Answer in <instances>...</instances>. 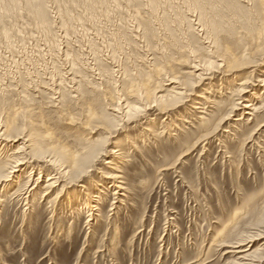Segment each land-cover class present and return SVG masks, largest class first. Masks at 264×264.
<instances>
[{
	"label": "rangeland",
	"instance_id": "obj_1",
	"mask_svg": "<svg viewBox=\"0 0 264 264\" xmlns=\"http://www.w3.org/2000/svg\"><path fill=\"white\" fill-rule=\"evenodd\" d=\"M42 2L47 26L28 0H0V264H264V5ZM87 152L69 183L67 159ZM84 187L103 198L92 216L68 205Z\"/></svg>",
	"mask_w": 264,
	"mask_h": 264
},
{
	"label": "bare ground",
	"instance_id": "obj_2",
	"mask_svg": "<svg viewBox=\"0 0 264 264\" xmlns=\"http://www.w3.org/2000/svg\"><path fill=\"white\" fill-rule=\"evenodd\" d=\"M43 0H28V4H29V7L32 9V11L34 12V14H35V16H37L38 17V19L45 25V26H47V25H49V22H50V18H49V16L47 15V12H46V8H45V5L43 4V2H42ZM209 1H213V0H209ZM227 1V0H226ZM251 1H254V4H255V7L258 9V8H261L263 5H264V0H251ZM227 6V5H226ZM254 7V6H253ZM194 9H195V11H197L199 14L198 15H196V16H198V25L199 26H201V27H203V29H205V28H209V25H207V21H206V19L208 20V18H207V16H208V11H207V9H206V7L204 6H202L200 3H196L195 4V7H194ZM260 10V9H259ZM196 12V13H197ZM203 20H205V21H203ZM263 21H264V19H263ZM263 21L261 22V26H259L258 28H257V36H256V39H259V40H263L264 41V23H263ZM39 23V22H38ZM262 23H263V25H262ZM42 24V25H43ZM209 24V23H208ZM210 25H211V23H210ZM217 29H218V27H217ZM202 30V29H201ZM211 29H209V31H207L209 34H208V36L210 35V34H212L211 32L212 31H210ZM206 31V30H205ZM256 31V30H255ZM254 32V31H253ZM205 33V32H204ZM206 36H207V34H206ZM254 37H255V35H254ZM204 39H209V38H204ZM211 39V38H210ZM214 40V39H213ZM207 41H209V40H207ZM212 42V41H211ZM211 42H209V43H211ZM217 43V42H216ZM213 44V43H212ZM217 45V44H216ZM210 47H213V45L212 46H210ZM207 48V47H206ZM214 49V48H213ZM212 50V49H211ZM210 50V51H211ZM223 60V59H222ZM227 60V59H226ZM224 61V60H223ZM210 63V62H209ZM212 64V63H211ZM222 64V63H221ZM211 67V66H210ZM191 71H192V73L194 74V78H196V80L197 81H202V80H204L205 78H206V75H207V73H208V62H206V61H204L202 58H198V57H194L193 58V61L191 62ZM193 80V79H192ZM194 81V80H193ZM193 81H192V83L190 82V81H183L182 82V84L181 83H179V84H181L180 85V88H179V91H177V92H173L172 94H174V96H175V99H176V101L177 100H179L180 101V99H183L184 98V95L185 94H187L188 92H190L191 91V89L192 88H194V85H196L195 83H193ZM195 82V81H194ZM244 83V82H243ZM179 87V86H178ZM178 87H176V88H178ZM216 89V88H215ZM212 90V89H211ZM211 90H207V94H211ZM219 90V89H218ZM134 91V90H133ZM136 91V90H135ZM143 93V92H142ZM141 93V94H142ZM214 93V92H213ZM212 93V94H213ZM141 94H139V95H141ZM238 94V93H237ZM166 96H168V95H166ZM169 96H170V94H169ZM150 97V96H149ZM152 97V96H151ZM171 97H172V95H171ZM166 99V97H165V94H164V96H161V95H156L155 97H154V99L153 100H151V101H149L148 102V104L149 103H157V105L160 103V102H164V100ZM199 101L200 102H202V101H206V103L210 100V97H207L206 95H204V94H199ZM169 100V99H168ZM198 101V102H199ZM197 102V103H198ZM202 103H204V102H202ZM206 103H204V104H206ZM208 103H210V102H208ZM163 104V103H162ZM198 104H201V103H198ZM246 107H252V105H246ZM197 108H201L200 106H196V109ZM131 109V108H130ZM229 109V108H228ZM254 110L256 109V108H253ZM206 110V109H205ZM208 111V110H207ZM129 112V111H128ZM231 112V111H230ZM223 115H225V113H222ZM227 114V113H226ZM231 114V113H230ZM222 115V116H223ZM227 116V115H226ZM225 116V117H226ZM224 117V119H222L221 118V120H220V122H219V124L221 123H223V122H225L226 120H228V118H225ZM228 117V116H227ZM203 118V117H202ZM206 119V118H205ZM210 120L211 119H207V121L206 122H210ZM225 120V121H224ZM189 121V120H188ZM205 121H204V123L205 124H207ZM208 122V123H209ZM204 123H203V125H204ZM211 124V123H210ZM219 124H217V125H219ZM212 127V125H204V127ZM203 127V128H204ZM2 129V128H1ZM201 130H202V128H201ZM207 131V130H206ZM205 131V132H206ZM209 131V130H208ZM210 132V131H209ZM208 132V133H209ZM1 135H3V133L0 131V136ZM209 135V134H208ZM208 135H205L204 137H206V136H208ZM91 154L89 153V152H87L86 153V155H82V154H74V155H72L71 156V158H69V159H67V161L70 163L69 164V168L70 169H68V170H65V171H59L60 173H61V176H64V177H66V179L69 181V183L70 182H72L73 180H80L81 179V177L83 176L82 175V173H79V171H82V170H84L85 168H87V167H89L90 168V166L92 165L91 163H90V161H91V156H90ZM14 159H16V158H13V160ZM20 158H18V160H19ZM13 160H11L12 162H13ZM22 160V159H21ZM11 161L9 162V163H11ZM16 162V161H15ZM15 162H13V163H15ZM6 163V162H5ZM13 163H11V164H13ZM6 165H8L7 163L5 164V165H0V182L2 181V182H5L6 180V178H10V175L11 174H9L8 175V169H7V166ZM20 165H23L21 162H16V164H14L12 167H13V169L14 168H16V167H18V166H20ZM8 167H11L10 166V164H9V166ZM93 167V166H92ZM64 168H66V167H64ZM7 169V170H6ZM11 169V168H10ZM19 169V168H18ZM114 169V168H113ZM10 171V170H9ZM14 172H15V170H13ZM90 171H91V168H90ZM6 172H8V173H6ZM12 173V172H11ZM58 174V173H57ZM60 175V174H59ZM85 175H87V172H85V174H84V176ZM40 176H42V175H40ZM105 176L108 178V179H112V181H114L116 184L117 183H119L118 181H117V179H119V176L118 175H116V173H113V172H108V173H106L105 174ZM52 177V176H51ZM80 177V178H79ZM54 179V178H53ZM62 179V178H61ZM38 180V179H37ZM62 180H64V179H62ZM61 180V181H62ZM39 182V181H38ZM35 183H37V182H35ZM58 183H59V180H56V181H52L51 179H50V181H48L47 182V184H46V193L44 194V195H46V196H48L50 193H52V191H54L55 190V188L57 187V185H58ZM68 183V182H67ZM68 183V184H69ZM112 183V182H111ZM28 184H30V183H28ZM96 184H97V186H99L100 188H99V192H101V193H103V192H105V189H107L106 187H105V185H104V183L102 184V183H100V182H96ZM113 184V185H111V186H114L115 185V187H117V188H124L122 185H121V183L120 184ZM28 186V185H27ZM64 186H66V185H64ZM26 187V186H25ZM24 187V188H25ZM36 187V186H35ZM83 187V186H82ZM65 187H63L62 188V191H61V193H58L57 195H56V197H55V199H53V200H51V203H54L55 201H56V199L58 198V197H60L61 195H63L64 193V191H65V189H64ZM85 188V187H84ZM33 189V188H32ZM86 190V191H85ZM85 190H84V192L86 193L85 195L87 196V199H85V201H83V202H81L80 200H78V198H79V194H78V192H76L75 193V191L74 192H72V193H70V196H69V198H68V205L70 204V207L72 206V205H74L76 202L77 203H80V205H77V206H75V208L77 207L78 208V206H82V209L84 208V207H86L88 210V212H90L89 213V215H91L92 213L91 212H93V210H95V211H101V209H102V207H101V203H102V200H103V198H102V196L101 195H98V194H94L90 189H86L85 188ZM26 191V190H25ZM30 191V190H29ZM66 191H67V189H66ZM65 191V192H66ZM27 193V192H26ZM63 193V194H62ZM124 194V193H123ZM28 196V195H27ZM26 198V197H25ZM47 198V197H46ZM116 199V198H115ZM92 201H95L96 202V204L94 205L93 203H92ZM92 203V204H91ZM99 205H100V207H99ZM115 205V204H114ZM90 209H89V208ZM75 208H74V210H75ZM76 208V209H77ZM79 209V208H78ZM73 211V210H72ZM78 211V210H77ZM74 212V211H73ZM80 212V211H79ZM83 213H84V211H82ZM86 212V211H85ZM75 213V212H74ZM94 213V212H93ZM78 214V213H77ZM97 214V213H96ZM92 216V215H91ZM99 216H101V215H99ZM90 218V217H89ZM89 220V219H88ZM242 252V251H241Z\"/></svg>",
	"mask_w": 264,
	"mask_h": 264
}]
</instances>
